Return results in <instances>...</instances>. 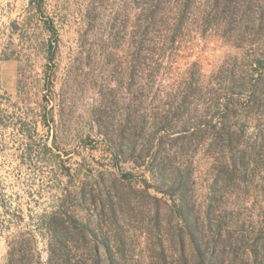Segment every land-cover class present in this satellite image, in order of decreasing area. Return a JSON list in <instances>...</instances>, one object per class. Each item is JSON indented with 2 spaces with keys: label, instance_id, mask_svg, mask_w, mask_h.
<instances>
[{
  "label": "rangeland",
  "instance_id": "obj_1",
  "mask_svg": "<svg viewBox=\"0 0 264 264\" xmlns=\"http://www.w3.org/2000/svg\"><path fill=\"white\" fill-rule=\"evenodd\" d=\"M245 1L235 0L241 6ZM177 3L172 0L170 8ZM36 6L35 0H0V199L6 205L0 207V264L5 262L10 237L24 230L34 236L45 262L46 243L38 218L56 210L63 195L70 194L64 210L84 223L100 219L96 193L93 199L99 206L90 202L91 185L103 180L106 186L107 172H128L151 183L145 168L115 164L109 151V141H117L116 131L130 110L132 94L139 96L138 111L150 115L167 109L176 102L180 84L195 70L194 64L216 88L240 93L243 85L227 84L228 73L254 83L260 70L249 69L250 55L264 59V19L259 17L264 16V0L244 5L249 7V19L223 20L219 29L210 26L204 38L189 16L179 32L151 26L145 29L141 59H131L144 27L129 0H44L41 10ZM51 26L57 48L54 59L48 60L47 45L54 40L47 30ZM174 36L171 47L168 40ZM259 82L264 89V76ZM219 94L242 103V94ZM43 106L46 126L41 122ZM253 125L247 126L243 137L250 144L255 140ZM194 155V192L202 201L211 182L212 160L203 151ZM257 175L258 188L252 196L233 206H228L231 200H223L228 206L224 216L253 221L251 216L264 215V161ZM82 183L89 186L84 200L78 201L74 193ZM150 194L160 197L152 190ZM16 215L22 217L17 225ZM135 225L133 221L125 225L130 237L125 263L148 264L142 230ZM102 229L105 232L104 225ZM100 255L106 264L102 250Z\"/></svg>",
  "mask_w": 264,
  "mask_h": 264
},
{
  "label": "trees",
  "instance_id": "obj_2",
  "mask_svg": "<svg viewBox=\"0 0 264 264\" xmlns=\"http://www.w3.org/2000/svg\"><path fill=\"white\" fill-rule=\"evenodd\" d=\"M43 1L35 0L38 10ZM171 1L129 0L132 10L139 11L136 14L144 27L131 59H141L145 29L151 26L179 32L189 16L204 38L210 26L219 29L223 20L230 22L235 16L241 21L249 19V7L244 5L250 0H244L247 3L242 6L235 0H178L177 6L170 8ZM134 3L140 5L134 7ZM47 30L54 40L48 42L46 59L53 60L56 31L53 26ZM175 41V36L170 38L169 46ZM250 58L249 69L260 70L254 83L228 73L227 84L243 85L240 93L216 88L194 64L195 70L180 84L176 102L167 109L150 115L138 111L139 96L132 94L130 110L116 131L117 141H109V151L115 164L129 162L145 168L151 183L135 179L128 172H107L106 186L103 180L102 184L91 185L90 202L99 206L93 199L96 193L100 219L84 223L75 213L64 210L70 194L63 195L56 210L38 218L40 235L46 243L45 262L41 261L34 236L24 230L8 240L4 264H102L100 250L106 264H127L126 242L130 237L125 225L132 221L142 230L148 264H264V215H256L257 219L251 216L253 221L224 216L228 206L245 201L257 191L254 183L264 161V89L259 82L264 76V59H256L255 55ZM222 91L228 96L242 94V103L219 97ZM41 110V122L46 126V107ZM249 124H254L252 144L243 141ZM197 151L212 160L208 171L211 182L202 201L194 192L193 158ZM98 184L102 188H97ZM88 186L82 183L74 193L78 201L84 200ZM150 190L160 197L151 195ZM223 200L232 203L226 206ZM5 206L0 199V207ZM167 212L169 220L165 219ZM2 214L8 215L7 211ZM15 218L16 225L22 222L19 215ZM165 224L173 229L163 231Z\"/></svg>",
  "mask_w": 264,
  "mask_h": 264
}]
</instances>
